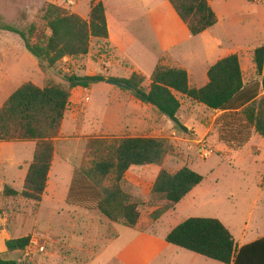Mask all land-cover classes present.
<instances>
[{"label":"rangeland","instance_id":"obj_1","mask_svg":"<svg viewBox=\"0 0 264 264\" xmlns=\"http://www.w3.org/2000/svg\"><path fill=\"white\" fill-rule=\"evenodd\" d=\"M90 1L0 0V27L8 25L26 31L31 24L38 26L41 24L42 8L46 4L62 7L87 20ZM102 1L112 33L122 41L125 34L132 36L131 29L135 22H144L148 26L157 22L156 24L160 25L166 22L163 12L169 11L175 15L166 0ZM215 1L214 7L221 23L214 35L223 46L226 43H234L238 47L250 46V49L241 51L242 78L246 84L259 82L260 77L256 75L254 64L252 65V50L258 47L259 42H264V0ZM135 15L138 20L133 18ZM148 15H153V19L150 20ZM149 35L150 40H153L152 28ZM183 39L181 51L185 52L183 48H186V51H192L195 57L186 63L162 59L160 66H187L190 71L201 67L206 56L204 38L187 34ZM127 47L130 49L127 56L134 62H145L137 48L132 45ZM116 54L105 41L91 39L89 52L85 57L63 59L53 70L43 74L37 67L36 58L25 49L22 39L0 28V107L10 94L25 82L42 88L44 82L48 81L63 83L65 75H101L105 79H128L132 74L131 66ZM148 85L146 77L143 87L147 89ZM90 87L91 93L88 92L80 98L77 118L71 114L66 117L63 134L71 136L68 137L69 140L55 143L56 160H64L66 156L64 161L68 163L75 159L79 161L73 164L74 169L88 167L91 158L86 156L87 143L93 139L153 137L163 139L167 146V154L160 165L131 169L120 183L123 191L131 197V202L136 203L138 207L140 217L135 229H155L157 220H153L151 214L166 204L151 196L152 185L158 172L165 170L173 174L187 167L202 176L203 180L181 200L180 206L178 203L163 214L166 218H163V215L160 217L162 224L175 226L192 217L216 219L225 226L237 244L256 238L258 233L264 234V139L253 134L243 148L231 150L218 140L214 126V121L221 112L211 111L176 94L180 102L177 117L186 128V131H181L153 107L137 101L125 87L104 84ZM106 89H111V92L108 94ZM262 95L264 92L260 93V96ZM85 96L89 98L88 102L85 101ZM77 98L73 94V99ZM25 151L26 148L19 144L0 146V172L7 180L18 175L14 164L28 158ZM3 186L4 184L0 185V230L8 227V222L16 215L10 223L9 234L12 237L25 235L27 232L30 234L31 249L28 252L32 253V259L55 252L62 253L67 258L63 261L53 260L52 264H114L110 259L112 254L124 242L123 239L133 233L132 228L122 226L121 222L112 223L97 211H91V216H85V211L78 210L73 215L77 214L80 219L84 215L86 219L83 222L69 228L60 227V221H48L50 213L47 210V202H44L43 210H40V204L35 217L18 215L24 212L29 214L28 210L32 209V205L19 199L3 198ZM62 204L63 202L59 201L54 205L64 210ZM66 213V210L58 211L57 215ZM115 232L120 235V239L107 242ZM2 241L0 238V249L3 250ZM39 247H43V252L38 251ZM94 253L95 258H92ZM20 254L14 252L10 259H16L19 263Z\"/></svg>","mask_w":264,"mask_h":264},{"label":"trees","instance_id":"obj_2","mask_svg":"<svg viewBox=\"0 0 264 264\" xmlns=\"http://www.w3.org/2000/svg\"><path fill=\"white\" fill-rule=\"evenodd\" d=\"M166 1L192 36L209 31L217 24L210 6L213 0ZM41 12V24H31L26 31L8 25L0 28L22 39L43 74L53 70L63 59L85 57L91 39H108L102 0L90 1L87 20L53 4H46ZM252 55L260 81L247 84L243 82L236 54L211 66L207 71L208 82L199 89L190 88L184 69L159 64L148 77L147 89L143 87L146 77L137 73H132L128 79L65 75L63 83L48 81L42 88L31 82L21 84L0 107V143L33 142L35 147L22 189L17 191L4 185L1 196L30 203L32 209L27 210L31 216H36L72 90L76 87L87 90L107 80L129 86L128 90L137 101L153 107L181 131L186 128L177 117L180 102L176 94L211 111L221 112L214 126L218 140L231 150L243 148L253 134L264 139V95L260 96L264 92V45L254 48ZM166 154L167 146L160 138L128 136L89 140L86 156L91 158L90 165L73 170L66 203L87 212L97 211L112 223L121 222L123 226L135 228L140 217L138 207L120 183L130 168L160 165ZM202 180V176L187 167L173 174L160 170L151 196L166 204L151 214L152 219L158 220ZM165 241L221 264H264V236L237 249L233 236L216 219L188 218L173 228ZM29 244L30 235L9 239L5 241V254L23 253ZM0 264L17 263L0 255Z\"/></svg>","mask_w":264,"mask_h":264},{"label":"crops","instance_id":"obj_3","mask_svg":"<svg viewBox=\"0 0 264 264\" xmlns=\"http://www.w3.org/2000/svg\"><path fill=\"white\" fill-rule=\"evenodd\" d=\"M215 2L216 1L213 0L210 3V6L217 17V24L215 25L213 29L209 31H205L202 34L198 35V37L204 38V46H205V53H206L204 62L202 63L201 67L198 70H194V71L193 70L190 71L189 69H187V66H182L188 74V81H189L190 88L199 89L203 87L208 82V79H207L208 69L211 66H213L217 61L227 56L236 54L239 58V64L241 68V64H242L241 63V51L243 52L247 49H250V46L248 45H243V46L238 47V45L235 46L234 43L233 44L231 43L230 45L229 43L228 44L226 43L225 46H223V43L219 41V39L214 35L216 28H218V26H220V23H221V18L217 14V11L214 7ZM172 11L175 15H173L169 11H166V13L163 12V17L166 19V22L161 23L160 25L156 24L157 22L155 24L151 23V26L146 25L144 22L133 23L132 29H131L132 36L125 34L123 41L122 39H119L115 35H113L112 30L110 28L109 19L106 15L107 27H108V39L105 42L107 43L109 48H112L114 50L115 54L120 53V55L116 54L118 58H122L123 60L129 62L132 73H137L145 77H149L151 75L155 66L159 64V62L162 59L171 60V61L172 60L179 61V62L184 61V63H186L188 60L195 57V55L192 51L187 52L186 48L185 49L183 48L185 52H182L181 51V41H182V38L185 39L187 34L189 35L191 34L187 30L186 26L179 19V17L176 15L173 9ZM152 16L153 15H148L150 20L153 19ZM133 18L134 19L137 18L138 20L137 15H135ZM151 28L154 32V35H151V38L153 40H150V35H149V33H151ZM145 30L147 31L145 32ZM127 38H130V40H128ZM259 43L260 44H258L257 46L264 45V42L262 43L259 42ZM127 45H132L134 48H137L138 51L141 53V59L145 60V62L136 63L129 56H127V52L129 49ZM226 46H228V48ZM252 51L250 54H252ZM144 71H147V72H144ZM100 84H104L106 86L112 85V84L107 83V81L98 83V84H93V85L99 86ZM192 84H196V86L191 87ZM91 91H92L91 87L87 90L81 87H76L72 90L71 99H70V103L68 107L70 108V110L66 112V115L64 117V120L61 126L60 136L55 141V143H57L58 141L64 142L66 139L68 140L70 139L68 137H70L71 135L63 134L64 133L63 128H64V123L66 121V117H68V114L69 115L71 114V116H75L74 117L75 119L77 118L78 116L77 109L80 104V98H83L84 95L88 92L91 93ZM106 91L109 94L111 92V89H106ZM73 94H75L76 97L78 98L73 99ZM86 98L88 97L85 96L84 99ZM88 101H89V98H88ZM75 121H72V122H75ZM13 144L14 145L19 144L20 146L25 147L26 148L25 152H27L28 158L22 159L14 164L16 165L17 171H18V175L16 177L14 178L12 177L10 180H7L5 175L0 172V185L1 184L8 185L12 187L13 189L19 191L22 189L23 182H24V179L27 173L28 165H26V163H30V161L32 160L35 145L33 142H24V143H0V146L1 145L14 146ZM64 157L66 159V156ZM56 158L57 157H56V151H55L54 157L51 163V167L48 173V177H47L46 188L42 196L40 210H43V204L44 202H47L48 203L47 210L50 213L48 216V221L50 222H52V220H55L58 222L60 221V227L69 228L73 225H77L78 223L83 222L84 219H86L85 216H91V215H90V212H87L80 207L71 206L66 203L68 190H69L72 177H73V170H74L73 164H77L79 161L75 159L73 162L68 163L64 161L65 159L64 160L60 159L58 161L56 160ZM1 163L2 162L0 161V164ZM54 167H56V169H54ZM139 167L140 166L132 167L129 170L139 168ZM15 179L18 180V182H15L16 181ZM59 201L63 202L62 206H64V210L68 211V213H66L65 215H57L58 211H64V210H60L57 206L54 205L56 203H59ZM180 203L181 201L179 202V206H180ZM78 210L85 211L86 212L85 214L87 215L85 216L83 215L81 219L80 217H78L77 214L74 216L73 215L74 212L77 213ZM18 215L29 216L30 214L22 213ZM73 216L74 218H72ZM12 218L10 222H8V227H5L3 230H0V238L3 239L2 242L4 245V249L3 250L0 249V255L5 259H10V256L12 255V254L10 255L5 254V251H6L5 241L9 239H16V238H21V237L30 235L27 232L25 235L12 237L11 234H9V226H10V223L12 222ZM89 218H92V217H89ZM163 218H166V217H164L163 215ZM177 225L172 226V225H169L168 223L162 224V219L160 218L159 220H157V222H155V225H154L155 229L140 230V229L132 228L133 233L127 235L123 239L124 242H122V244L115 250V252L112 254L110 259L114 261V264H221L219 262L209 260L195 253L188 252L186 250H183L181 248L168 244L165 241V237ZM114 235L116 237L111 238V240H108L107 242L117 241L120 239V235L118 233L115 232ZM262 236H264V234L258 233L256 238L255 237L251 238V240H248V241H245L239 244L235 242L237 245V249L261 238ZM20 255L21 257L19 259V263H18V260L16 259L13 260L17 264H41V263L52 264L51 261L53 260L59 259L60 261H63L65 258H67L66 255L62 253H55V252L47 254L44 257L35 256L33 257L32 260H25L22 253ZM95 255L96 253L92 254L91 257L95 258Z\"/></svg>","mask_w":264,"mask_h":264},{"label":"built area","instance_id":"obj_4","mask_svg":"<svg viewBox=\"0 0 264 264\" xmlns=\"http://www.w3.org/2000/svg\"><path fill=\"white\" fill-rule=\"evenodd\" d=\"M259 1V0H257ZM85 101H88V98L85 99ZM30 245H28V247L24 250V252L22 253L23 257L25 260H32V253H29L28 251L31 249L29 247ZM39 252H43V247H39L38 248Z\"/></svg>","mask_w":264,"mask_h":264},{"label":"water","instance_id":"obj_5","mask_svg":"<svg viewBox=\"0 0 264 264\" xmlns=\"http://www.w3.org/2000/svg\"><path fill=\"white\" fill-rule=\"evenodd\" d=\"M107 83L112 84L117 87H125L126 89H129V86H124L120 82H114V81H107Z\"/></svg>","mask_w":264,"mask_h":264}]
</instances>
